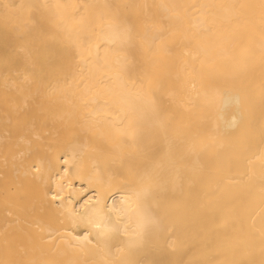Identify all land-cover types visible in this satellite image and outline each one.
Segmentation results:
<instances>
[{
    "label": "bare ground",
    "instance_id": "6f19581e",
    "mask_svg": "<svg viewBox=\"0 0 264 264\" xmlns=\"http://www.w3.org/2000/svg\"><path fill=\"white\" fill-rule=\"evenodd\" d=\"M0 264H264V0H0Z\"/></svg>",
    "mask_w": 264,
    "mask_h": 264
}]
</instances>
